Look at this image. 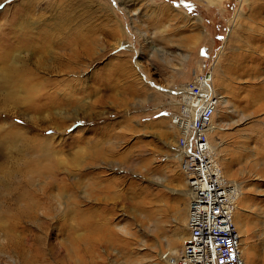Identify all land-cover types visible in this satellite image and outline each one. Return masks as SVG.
<instances>
[{
    "label": "rangeland",
    "instance_id": "rangeland-1",
    "mask_svg": "<svg viewBox=\"0 0 264 264\" xmlns=\"http://www.w3.org/2000/svg\"><path fill=\"white\" fill-rule=\"evenodd\" d=\"M20 2L0 0L1 29L19 22ZM66 25L69 41L80 43L72 48L82 51L73 74L58 67L55 120L49 102L39 126L23 120L21 108L0 117L1 129L16 125L45 140L41 164L55 170L59 186L69 184L42 187L50 205L38 214L39 227L19 220L23 180L6 184L0 209L14 223L13 249L31 264L175 262L188 195L168 119L171 92L208 71L223 101L211 146L241 191L234 214L241 256L264 264V0H58V40ZM67 52L58 48L59 61ZM6 245L0 229V264H25Z\"/></svg>",
    "mask_w": 264,
    "mask_h": 264
},
{
    "label": "bare ground",
    "instance_id": "bare-ground-1",
    "mask_svg": "<svg viewBox=\"0 0 264 264\" xmlns=\"http://www.w3.org/2000/svg\"><path fill=\"white\" fill-rule=\"evenodd\" d=\"M20 1L19 5L23 9L20 15H18L19 22L15 23L12 27L0 28V43L3 44V48H11V51H6L3 48L0 49V117L8 116L9 114L13 115L14 110L12 108H21L20 115L23 120L30 122L34 126H39V120L47 116L41 113L43 112L42 110L47 108L45 103L49 102L48 108L52 113L50 119L55 120V116L58 114V67L60 72L73 74L76 60L82 50L72 48L75 44L78 46L80 43L74 38L72 41H69L71 35L67 33V25L63 30L62 39L58 40V0H49L52 1V9H49V1ZM209 1L213 2L214 0ZM116 29L115 27L113 31H108V34L117 33ZM92 38L89 39L92 41ZM62 46L66 47L68 52L63 54L65 55L63 60L59 61L58 48ZM210 85L213 87L212 78ZM258 96H261V94ZM16 100L19 105L14 103ZM219 100H222V97H218L215 113L219 103L223 102ZM15 114H19L18 111ZM211 127L212 122L208 131V144L214 153L209 138L211 132H213L211 131ZM170 129L175 130L171 124ZM44 142L45 140H41L36 136L28 135L16 125H10V129L7 131L0 128V193L6 190V184L11 182L13 178L23 180L25 188L24 198L22 196L18 198V201H22L23 206L22 215H20L19 220L21 223L27 222L35 224L38 227L43 224H40L38 214L45 211V206L50 205L48 201H45L47 198L44 193L38 194L42 190V187L48 186L53 190H58L59 187L64 190L69 185L66 182H61L59 186L55 170L41 164L40 157L43 154L42 148H44ZM22 159L25 160L23 161L25 165L21 166ZM221 172L224 175L222 170ZM233 183L237 188L238 197H240L241 191L238 185L235 182ZM32 188H35V190ZM28 196L32 198H28ZM237 207L238 200L236 201V209L232 216L234 225V214ZM0 217H2L0 221L2 222V228L0 229L4 238L6 236L7 242L4 250H17L23 262L31 264L28 261L29 255L26 256L19 249H13L14 244L11 229L14 223L9 218L7 210L1 211L0 209ZM58 224L62 229L68 227L67 219L63 216L60 217ZM76 226L87 228L95 227V224L78 223ZM106 229L103 224L99 223L93 230L95 233L102 234ZM3 230H6L5 234ZM236 231L239 234L237 228ZM107 232L108 230L105 233L107 234ZM100 237L103 238L102 236ZM15 247H19V245ZM240 251L242 255L241 247ZM174 263V259H171V264Z\"/></svg>",
    "mask_w": 264,
    "mask_h": 264
},
{
    "label": "built area",
    "instance_id": "built-area-1",
    "mask_svg": "<svg viewBox=\"0 0 264 264\" xmlns=\"http://www.w3.org/2000/svg\"><path fill=\"white\" fill-rule=\"evenodd\" d=\"M210 74L198 72L172 90L174 149L183 174L188 203L185 229L175 264H244L240 236L233 223L238 192L221 172L208 144L218 104Z\"/></svg>",
    "mask_w": 264,
    "mask_h": 264
}]
</instances>
